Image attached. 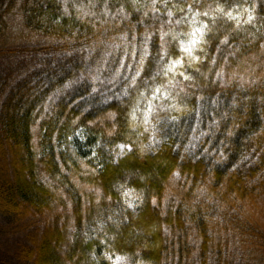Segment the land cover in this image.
<instances>
[{
    "label": "trees",
    "instance_id": "trees-1",
    "mask_svg": "<svg viewBox=\"0 0 264 264\" xmlns=\"http://www.w3.org/2000/svg\"><path fill=\"white\" fill-rule=\"evenodd\" d=\"M5 1L8 18L49 43L0 51L34 61L0 75V264H264V0H198L201 10L239 16L240 27L210 13L217 19L197 65L208 74L197 79L206 97L199 128L185 112L167 136L156 132L160 143L151 124L131 120L129 100L116 98L122 84L65 87L95 73L118 43L104 66L115 68L119 37L131 41L133 25L139 38L130 0ZM249 13L255 19L245 23ZM158 44L153 37V54ZM220 68L223 86L213 75ZM196 107L193 97L188 108ZM189 141L196 147L185 151Z\"/></svg>",
    "mask_w": 264,
    "mask_h": 264
},
{
    "label": "snow or ice",
    "instance_id": "snow-or-ice-1",
    "mask_svg": "<svg viewBox=\"0 0 264 264\" xmlns=\"http://www.w3.org/2000/svg\"><path fill=\"white\" fill-rule=\"evenodd\" d=\"M130 4L133 12L139 14L137 24L144 29L139 38L135 34L136 26L133 25L131 41H129L127 32L119 37L124 44L119 59L113 61L116 65L115 68H105L104 66L109 64L108 57L113 55V52L108 49H121V44L118 43L106 46L104 56L98 61L95 73L89 71L87 77L82 74L75 80L69 81L65 87L70 88L81 83L82 80L88 79L93 85L91 91L96 93L100 91L95 86L97 82L100 85H104L105 80L107 84L113 86L118 83L122 84L116 98L129 100L128 106L131 109L129 116L134 123L140 121L144 125H152L153 140H155L157 131H161L167 136V126L171 125L175 129L180 124L185 112L194 114L196 128H199L200 108L203 107L201 102L205 101L206 97L198 94L201 91V86L197 84V79L203 77L206 80L208 74L202 72L197 65L203 64L204 59L207 58L206 47L212 38L210 35L212 28L209 27V24L215 25L217 19L210 13L220 12L226 15L230 20L236 21V28L240 27V17L233 16L231 11L224 13L222 7L211 9L209 6L208 9L201 10L198 0H193L192 3H188L187 0H182V2L178 0L176 3H173L172 0H130ZM65 11L67 12V8ZM117 12L124 20H128L131 16V13H125L123 6ZM83 14L89 15L87 12ZM104 14L108 15L107 5H105ZM200 17H206L207 20L199 19ZM254 19L255 17L249 13L244 22L251 23ZM153 37H157L159 42L155 54L150 47ZM227 43V37L219 41L220 45ZM173 47L179 49L180 55L174 57L173 53L169 51ZM217 51H219V45ZM209 63L215 66L217 62L211 58ZM105 71L110 75L101 79V75ZM213 75L216 81L223 86L225 80L223 68L214 72ZM193 97H195L197 107L189 110L188 104ZM107 99L105 97V102ZM137 113H140L139 117ZM161 113H168V115L161 119ZM226 115L227 113H224L222 118ZM108 116L112 120L116 118L115 113H109ZM160 124H163L164 127L157 128V125ZM216 125H219V121H216ZM209 127L211 128L212 125ZM191 131L193 139H198L196 129H191ZM76 135L79 136L80 132L78 131ZM199 135L202 137L209 133L201 131ZM228 135L231 136L232 133L229 131ZM155 142L160 143L158 140ZM118 147L122 150L127 147L131 151L130 145H119ZM195 147L196 145L189 141L185 146V151ZM204 151L207 152V149ZM220 156L224 158V153L221 152ZM124 195L128 196L129 193L125 192ZM152 203L155 205L156 201L153 199ZM128 207H132V204L128 203ZM116 264H120V258L117 259Z\"/></svg>",
    "mask_w": 264,
    "mask_h": 264
},
{
    "label": "rangeland",
    "instance_id": "rangeland-1",
    "mask_svg": "<svg viewBox=\"0 0 264 264\" xmlns=\"http://www.w3.org/2000/svg\"><path fill=\"white\" fill-rule=\"evenodd\" d=\"M7 1L0 0V15L6 21H9V27L4 29L2 35L0 34V51L7 49H19L23 47H32L37 45L48 44L49 41L41 40L34 36H30L29 33L23 29L19 17L8 18L9 15H5L7 10ZM20 66H25L26 69H31L34 66V61L30 56L26 55H14L12 57L0 56V75L5 74L6 69H18ZM2 220L0 219V227L2 226ZM1 242V238H0Z\"/></svg>",
    "mask_w": 264,
    "mask_h": 264
}]
</instances>
